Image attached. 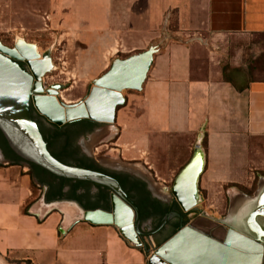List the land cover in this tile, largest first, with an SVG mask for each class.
<instances>
[{"label":"crops","instance_id":"1","mask_svg":"<svg viewBox=\"0 0 264 264\" xmlns=\"http://www.w3.org/2000/svg\"><path fill=\"white\" fill-rule=\"evenodd\" d=\"M173 1L178 10L177 37L158 39L144 81L121 94L123 104L114 123L107 126L117 129L115 146L122 153H132L142 138L152 148L160 142L156 138H207L205 171L218 174L228 167L232 152L242 148L244 138L264 139V74L252 75L250 70L256 68L247 61L231 66L244 72L247 80L229 74L219 66L207 41L187 37L204 32L264 37V0ZM91 4L87 12L93 15V29H106L100 26L106 22L102 10L106 2L92 0ZM48 188L41 187L28 166L0 163V256L17 264H156L162 260L158 257L150 263L149 244H132L113 225L69 222L48 205L74 200L46 202ZM170 236L139 239L156 244L157 250Z\"/></svg>","mask_w":264,"mask_h":264},{"label":"rangeland","instance_id":"2","mask_svg":"<svg viewBox=\"0 0 264 264\" xmlns=\"http://www.w3.org/2000/svg\"><path fill=\"white\" fill-rule=\"evenodd\" d=\"M104 1L106 5L102 10L106 13V22L100 26L106 29L96 30L93 29V15L87 12L92 0H0V44L9 48L17 44L33 47L37 53L33 57L36 70L41 63L49 70L44 76L43 69L38 68L42 71L39 76L42 88L47 92L58 87L53 96L63 111L66 108L62 103L80 105L96 87V82L118 63L136 65L138 70L146 67L158 51V39H175V33L179 32L178 10L174 8L173 0ZM187 38L207 41L219 66L229 74L235 72L244 76L240 69H231V66L244 65V61L251 62L249 67L256 68L250 70L252 75L264 74L263 36L204 32ZM243 80L247 78L244 76ZM125 90L129 89L120 93ZM116 131L106 126L91 140L93 159L99 163L97 157L106 158L132 167L157 187L165 188L170 195L177 176L192 159L196 146L204 151L208 148L207 138H156L160 142H156L155 148L142 138V144L132 149V153H122L115 146ZM96 147L99 148L97 156L93 154ZM241 147L232 152L233 158L228 160L229 165L222 169L223 172L220 169L218 174H209L205 168L200 176L201 201L197 209L209 217L225 218L230 201L241 193L253 195L264 179V139L244 138ZM216 149L219 155V144ZM197 216L196 212L187 214L185 223ZM134 239L129 240L134 245L146 247L149 244L154 256L156 248L153 245L156 244ZM0 262L17 264L3 256H0ZM157 262L164 264L160 259Z\"/></svg>","mask_w":264,"mask_h":264},{"label":"water","instance_id":"3","mask_svg":"<svg viewBox=\"0 0 264 264\" xmlns=\"http://www.w3.org/2000/svg\"><path fill=\"white\" fill-rule=\"evenodd\" d=\"M15 48L19 52L25 50L30 57L37 56L33 47L26 44L22 47L17 44ZM18 59L21 58L15 51L8 50L0 44V131L11 150L22 160L18 163L28 166L33 171L41 187L42 184L49 186L45 196L46 202L71 199L58 196L61 190L60 180L53 179L46 172L30 164L59 178L89 183L77 193L83 206L74 201H57L49 204V209L62 212L69 222L85 221L97 225H113L130 241L134 238L148 237L140 229L142 207L137 208L119 182L108 175L65 165L55 159L48 151L40 129L31 115L33 109L50 125L59 128L82 120L98 125L99 128L94 133L80 139L83 149L93 158L90 152L91 140L107 125L114 123L116 110L123 104L120 92L125 88H139L147 66L141 70L127 65L112 68L96 82V87L80 105L67 106L62 103L66 108V112H63L53 96L56 95L53 91L58 87L54 86L47 92L44 91L36 68L29 60H25L31 72L24 71L15 62ZM37 66L44 69L46 65L41 63ZM133 75L137 79L134 77L130 81L129 78ZM42 124L44 128H50L46 122L43 121ZM97 160L98 164L105 168L130 171L132 174L147 178L157 196L173 197L184 214L196 212L199 215L193 222L181 226L171 239L159 247L150 263L159 257L166 264H264V179L253 195L241 193L238 198L231 200L225 218L214 219L200 209L194 208L201 201L198 185L206 165L205 151L199 145L196 146L190 162L177 176L171 195L165 188L157 187L151 179L132 167L106 158L97 157ZM5 162L17 161L12 156H7L0 147V163ZM69 192L70 185L64 186L61 190L63 195ZM102 192L107 196L106 200H85ZM120 204L127 212L132 213L129 228L118 226L116 218L126 221L123 210L120 212ZM146 225L150 227V224Z\"/></svg>","mask_w":264,"mask_h":264},{"label":"flooded vegetation","instance_id":"4","mask_svg":"<svg viewBox=\"0 0 264 264\" xmlns=\"http://www.w3.org/2000/svg\"><path fill=\"white\" fill-rule=\"evenodd\" d=\"M1 45L8 50L15 51L17 54V49L15 47L9 48L3 45L2 43ZM18 57L21 59H18L15 62L24 71L31 72L30 67L26 63L25 59L22 56H20V54L18 55ZM48 72L49 70H47V68L44 67L43 69L44 76ZM31 115H33V117L36 119L37 124L39 122V124L42 125L44 121L46 122L48 127H53V125H50L44 118L39 116L34 110ZM98 128L99 126L96 124H94V127H92L91 130L87 125H80L73 128L69 135V138H71L70 149L73 152H76L78 150L80 157L93 159L91 158L90 154L83 149L80 139L86 138L89 134L94 133ZM96 163L98 164V162ZM98 165L102 169L106 170L108 173L116 174L127 187L129 191V195L125 191L124 192L126 193L128 198L137 206V208L140 205L142 206L141 208L142 211L140 212V216H141L140 229L142 230L143 233L148 235L149 238L151 237L159 238L161 236H164L166 233H169V235H171L170 236L171 239L177 233V231L181 226H186L188 223L193 222L196 219L195 218L194 220L185 223L186 215L187 214L189 215L192 212L184 214L181 211L178 204L176 203V201L173 199V197L157 196L155 194V190H153L147 178L143 176L140 177L137 174H132L130 173V171L111 170L101 166L100 164ZM91 199L93 201H96V197L88 198V199L85 198L86 201L87 200L91 201ZM198 217L199 215L197 216V218ZM146 224H150V227H146L147 226Z\"/></svg>","mask_w":264,"mask_h":264},{"label":"trees","instance_id":"5","mask_svg":"<svg viewBox=\"0 0 264 264\" xmlns=\"http://www.w3.org/2000/svg\"><path fill=\"white\" fill-rule=\"evenodd\" d=\"M32 112H33V109H31V114ZM32 119L36 122V119L33 117V115H32ZM37 125L44 138V141L47 144L48 151L51 153V155L55 159H57L58 161H60L61 163L65 165L74 166V167L87 169L91 171H96V172L111 176L120 183L123 190L129 195V191L127 187L125 186L124 182L116 174L108 173L106 170L99 167V165L93 159H88L86 157H80L78 150L76 152H73L70 149L71 147L70 139L71 138H69V135H70L71 130L80 125H87L89 126L91 130V128L94 127V124H92L89 121L82 120V121L68 124L61 128L56 127V126H53L50 128H44L43 124L41 125L39 124V122ZM0 147H2L4 153L7 156H12L17 162H22V160L18 156H16V154L11 150V148L9 147L1 131H0ZM30 165L32 167L39 168L42 171L46 172L47 175L51 176L53 179L60 180L61 190L64 186L70 185V192L67 195L61 194V190H60L58 192V196L67 197L71 200L77 201L83 206V204L80 201V196L77 193L81 188H83V186L85 187L86 185H89V183L59 178L49 173L48 171H45L44 169L35 166L34 164H30ZM86 193H88V191ZM106 198L107 196L103 192L99 193V195L96 196L97 201H103V200H106ZM140 207L142 206L140 205Z\"/></svg>","mask_w":264,"mask_h":264},{"label":"bare ground","instance_id":"6","mask_svg":"<svg viewBox=\"0 0 264 264\" xmlns=\"http://www.w3.org/2000/svg\"><path fill=\"white\" fill-rule=\"evenodd\" d=\"M20 47H21V46H20ZM17 54H18V55L20 54V56H22L25 60H29V62L31 63V65L34 66L33 63L36 61V59H35V61L33 62V57H30L29 54L26 53L25 50H22V52H19V51L17 50ZM28 56H29V57H28ZM37 72H39L40 75L42 74V71H41L40 69H38V68H37ZM58 104H59V103H58ZM59 106H60V105H59ZM63 112H66V111H63ZM64 115H65V118H64V119H66V113H64ZM71 116H74V115H71ZM199 203H200V202H198V203L195 205L194 208H197ZM121 210H123V212H124V216H125V218H124V216H121V218H124V220H126L127 223H126V221H121V219L116 218V220H117V222H118V224H119L118 226H120V228H122V227H123V228H124V227L129 228V226H130L129 221H130V218L132 217V213L127 212V211H126V208H125V207L123 208L122 204H120V212H121ZM118 215H119V214H118ZM74 216H75V214H74ZM0 264H2V263L0 262Z\"/></svg>","mask_w":264,"mask_h":264},{"label":"built area","instance_id":"7","mask_svg":"<svg viewBox=\"0 0 264 264\" xmlns=\"http://www.w3.org/2000/svg\"><path fill=\"white\" fill-rule=\"evenodd\" d=\"M44 87L47 88L46 86H44ZM98 150H99V149L96 147V148H95V152H93V154H94L95 156L98 155V154H97V153H98Z\"/></svg>","mask_w":264,"mask_h":264}]
</instances>
